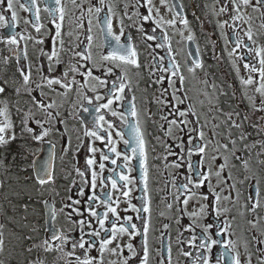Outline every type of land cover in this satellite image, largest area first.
Wrapping results in <instances>:
<instances>
[{
  "label": "flooded vegetation",
  "instance_id": "obj_1",
  "mask_svg": "<svg viewBox=\"0 0 264 264\" xmlns=\"http://www.w3.org/2000/svg\"><path fill=\"white\" fill-rule=\"evenodd\" d=\"M154 7L153 19L158 20L161 17L164 22L175 18V25L163 24L164 30L171 42L173 55L177 62L180 64L181 73L185 77L184 92L187 93L189 99L185 101V104L179 105L180 108L185 109L191 107L196 113L198 112V84L206 85L210 87L212 92V103L215 110V114L221 120L216 122L219 125V130L222 135L223 132L228 133V137L218 144H229V149L240 151L239 155H233L230 160L234 162L239 168L238 171L232 174L233 183L238 184V188L233 191V194L237 197V191L239 196L236 204L233 201V205H229L227 208H219L220 216L217 218L215 212L211 215L205 216L202 220L197 222L200 224L213 223L220 228H224L227 225V232L224 235V239L231 241L230 246H234L233 255L239 254L241 264H248L250 259L251 264H264V104L261 103L264 97L260 93L256 92V87L259 84V76L252 74L256 80V83L252 85L241 84V78L247 79L249 73L244 69L243 63L249 62L250 57H246L245 61L237 59V55L241 50H237V54L232 57L228 56V52H231L234 45L232 43L225 44L224 37L227 36L231 40L233 36V28L231 25L234 23L238 25L236 29L239 31L241 37H243L246 44L251 45L253 48H264V8L259 11L254 10V7H245L240 4V14L243 19L239 21H233L232 16L237 13L233 10L231 4L228 6L227 13H220L219 9L223 0L217 2V0H174L179 5L183 3L184 8L182 15L189 21V25L185 27L180 22V17L175 16L174 11H169L165 6H162L160 0H152ZM172 3L173 0H168ZM256 0H252V5H255ZM19 3H28V0H19ZM62 5L65 8V17L61 26V35L56 36V27L52 22L53 17L49 16L45 11L47 7H55L54 0H36L35 8L31 11H24L19 8L18 3H15V10L18 14L17 27L15 32L19 33L17 36L18 45H8L4 42H0V85L5 87V93L0 94V108L7 107L8 117L12 121L13 128L8 129L5 136L6 139L10 138L15 132L16 139L10 140L9 144L0 146V233H2L3 239V251H0V264H30L32 261L38 259L43 260L44 264H76L75 256H66L65 252L71 251L70 239L68 244L62 246L64 251L56 248L55 245L58 241H53V249L51 251H45L43 241L50 237L49 227H51V218L46 215L47 209H45L42 201L48 200L53 204L57 210V216L55 226L60 229L65 235L79 239L80 230L73 224L69 223L66 218V214L71 212V208H64L66 203H71L68 197L71 196L72 200L79 199L81 204L75 205L83 213L82 216L73 215V220L85 219L87 220V207L85 203L87 195L90 194L88 187L83 185L81 178L74 171V167H79L81 170H86V159L94 155L95 159L99 162L100 151L107 153L108 147L105 143L100 141H93L91 138L84 136L85 125L89 128L92 127L93 114L91 112H84L80 106L83 103L84 107H88L86 101L78 103V97L75 90L68 93L67 96H61L58 92H63L58 85H53L57 89V92L50 91L46 86L43 89L45 95L40 96L39 90L33 91L32 96H36L37 99H43L46 103L55 101L57 108L52 109L53 113L59 111L60 117L66 122L68 135L72 137V150L65 155L62 151V147L66 143L67 137H61L60 132L55 131L59 128L63 132L65 124H59L53 121V131L50 132L47 140H51L55 144V156H54V177L55 183L51 185L39 186L35 182L32 169L29 167L31 160L35 159L38 164L43 163L49 158L50 145L45 142L43 144H37L31 141L30 135L26 132L21 133V120L25 114H30L29 126L39 131L40 129L33 123L34 120L45 121L46 117L42 110H38L31 102V97L25 91L23 86V80L17 71L18 67H24L31 64L33 67V73L29 87L35 88V83L40 82V74L35 69L39 65L43 74L51 77H61L65 70L70 65L77 64L78 67H83L85 62L79 57L72 55L73 51H79L85 47L84 43H81L85 39V30L88 27V12L89 4H93L99 7H104L107 10V5H111L115 12L113 18L114 30L118 33L120 28L121 18L124 21L125 33L131 34L133 37V43L137 47L139 53V60L142 65L140 69H136L132 66L128 67V78L125 81L130 83L131 91L125 89V96H135V104L138 111V119L140 122L141 130L144 133V139L146 142V151L148 156V193L147 197L150 201L151 218L148 231V246H149V264H157L160 259V251L166 249L170 244L172 248V264H191V259L181 254V249L184 251H191L195 254L198 251L197 248H193L187 241L191 238L193 233L186 230L189 225L192 224V217L188 215L193 210L198 211L196 208L198 204V193L203 191L201 188L195 189L197 195L189 199L187 205V211H177V208L183 209V204H177L176 196L177 188L186 183L185 176L187 175L186 168V149L190 146L187 141L191 136L193 142L196 140V132H189L188 129L193 127V124L187 125L184 131H180L173 126L172 134L167 133L168 124L162 119L167 116L168 119L173 117L169 114L171 111V105L163 106L158 104L157 99L171 100V96L168 95L173 89L169 88L167 80L163 83H155L160 72L154 68L149 71V67L153 63L150 53L152 49H149L144 43L142 34L137 31V28L141 26V21L138 17L133 15L134 12L139 11L141 14H147L146 7H134L137 0H105V5H100L98 0H76V7L73 5L72 0H61ZM143 3V0H141ZM127 5V15H125V6ZM6 8V3L0 5V12ZM39 9L40 20L39 23L43 25L40 32L37 33L32 25V21L35 20V10ZM155 9H159V15H156ZM81 11H83V25L84 27H78V22L81 18ZM6 18L10 21V12L5 13ZM103 12L101 16H103ZM132 17V19H129ZM93 19V31L94 37L93 47L91 49L94 59H98L99 54L103 51L106 54V49L101 50L99 44L102 40L100 30L95 25V17ZM29 21V23H25ZM225 21L228 23L224 27H219V24H223ZM56 23H61L58 17ZM145 31H149L155 27L151 22H145L143 24ZM251 27L253 33V40L255 44L247 39L244 35ZM12 29L9 27L0 28V36H9ZM160 29H157V35L159 36ZM194 36L193 41H188L189 35ZM24 37V39H21ZM31 37V38H29ZM209 37L211 39H209ZM37 40H42L43 43H37ZM63 40V46L60 41ZM212 41H215V51L220 57L219 60L213 59ZM162 42V41H160ZM148 43L154 44L149 41ZM197 46L200 49V59L203 61L204 67L198 68L194 72L188 71V66L191 65L193 59L189 53H195ZM27 51V59L24 58V51ZM55 50L59 54L60 63L53 62L52 71L49 72V61L47 54H50L52 50ZM43 50L44 55L41 54ZM159 55L166 56L164 49L155 50ZM243 51H247L244 49ZM55 60V58H54ZM233 61L236 66L239 67V75L233 67ZM256 63V61H252ZM167 65V59L165 60ZM89 67L91 64L89 62ZM94 74L104 78L101 71H95ZM120 72L117 70V75ZM73 73H69V79H71ZM165 76L168 74L165 73ZM78 81H82L83 77L76 75ZM109 79H114L111 77ZM175 80V77H171ZM207 81V83H205ZM7 82V83H5ZM215 84V89L212 85ZM19 88V94L16 93V89ZM167 89L168 92H164ZM102 94L106 89H98ZM163 93V95H162ZM224 93V94H222ZM91 96L93 93L88 92ZM125 105V109L128 107L127 100L122 102ZM175 102L173 101V104ZM115 106V105H114ZM124 110V109H122ZM103 111V110H102ZM227 113H232V120L236 121L240 125L239 128L230 127L231 121L228 119ZM238 114V115H237ZM199 119L201 116L199 115ZM247 117V119H245ZM106 119H113L110 116H106ZM190 120L193 122L197 119L196 116H190ZM81 120L85 121V124H81ZM129 120L133 121V118L129 116ZM4 122V117L0 116V123ZM203 121L200 120L202 125ZM45 127H49V124L45 123ZM106 127V125H105ZM181 127H184L181 125ZM198 128V125H196ZM117 130H124L127 132L125 125L116 122ZM241 135L245 139L241 140ZM80 140H77V137ZM113 138L119 140L115 136L113 131ZM127 138V136L125 137ZM229 139L235 140L236 144L233 146L229 143ZM81 146L77 150V145ZM216 145V144H213ZM210 148L209 158L215 152ZM89 147H95L98 151L93 154L88 151ZM39 148L40 151L36 155L31 153ZM118 151H125V145L122 141L117 144ZM243 152V153H242ZM171 153V154H170ZM114 155V154H113ZM28 159L25 160L24 157ZM235 157H242L248 161L247 169L244 168L241 160ZM63 158V159H62ZM198 155L195 153L192 156V161L195 163L198 161ZM211 160V159H210ZM216 161L211 160V166L218 167ZM106 169L104 175H109V168H116L119 172L121 170L127 172V169H122L116 165H111L109 161L104 162ZM123 161L118 160V165H122ZM180 164L181 167L177 168L174 165ZM98 171V165L94 166ZM132 171L129 174L134 179L135 183L130 185L131 192L128 197L122 196L119 192H113V198H119V205L117 211L121 217L132 216L133 223L137 224L140 228L141 221L136 219L137 214L132 211L131 205H135L139 208L144 199L143 184L140 181V167L139 157L131 161ZM204 170V168H202ZM228 176V175H227ZM90 170H86L85 180L89 179ZM248 177V179H245ZM226 179V178H223ZM222 179V180H223ZM240 181H244L240 183ZM259 181L261 196L260 206L252 211V203L248 197L252 194V185ZM74 182V183H73ZM99 183V182H98ZM175 183V187L173 184ZM84 187L85 196L81 197L78 194V188ZM191 187V186H190ZM204 194L209 196L211 201L212 195L207 192L209 189L203 185ZM224 188L222 193V200L224 196L229 195V192ZM216 190V189H215ZM104 191H111L109 187ZM225 193V194H224ZM97 194H100L99 187L97 188ZM201 194V193H200ZM185 197L180 196L181 201ZM171 203L173 207L169 209L167 205ZM207 203V201H203ZM220 205V203H219ZM115 207L116 205L113 204ZM96 207V205H93ZM64 208V212L60 213L59 209ZM127 209V211H125ZM104 206L101 205L97 208V211L103 212ZM226 210V211H225ZM142 215H147L143 214ZM109 219H112L111 213H109ZM179 219V223H177ZM48 221V223H46ZM94 227L98 228L99 225L95 223L93 219ZM119 223H126L121 220ZM168 224L167 229L164 225ZM106 227L110 225L106 222ZM216 227L212 229L213 234L216 232ZM87 231V229H86ZM201 228H195V234L199 236ZM103 237V233H101ZM215 238V236H214ZM85 239H88L85 236ZM32 241L34 243V254H30L27 249V242ZM183 241V243H182ZM127 243H132L137 253H141L142 237L141 235H135L129 237L127 234H118L117 239L112 244L107 246L103 254V264H123L125 258H128V264H139V257H133L131 252L125 247ZM198 246L200 241H195ZM117 244L121 247L117 248ZM87 248V245H85ZM116 248V254H113L111 249ZM223 249L220 246H214L212 250L213 262L215 257ZM84 250L77 249L76 256H81L83 259ZM87 255L95 257L97 262L101 259L99 252V242L94 248H92ZM223 264H229L227 256L225 257Z\"/></svg>",
  "mask_w": 264,
  "mask_h": 264
},
{
  "label": "snow or ice",
  "instance_id": "obj_2",
  "mask_svg": "<svg viewBox=\"0 0 264 264\" xmlns=\"http://www.w3.org/2000/svg\"><path fill=\"white\" fill-rule=\"evenodd\" d=\"M55 7H47L45 9L48 12L49 16L53 17L52 22L56 27V36L59 37L61 35V26L65 17V8L61 3V0H54ZM100 5H105V0H98ZM220 2V0H217ZM6 3V8L2 12H0V28L9 27L12 29V32L9 36H0V42H4L8 45H18L17 36L19 33L15 32V28L17 27L18 14L15 10L14 0H0V5H4ZM15 3H18L19 8L24 11H31L32 8H35L36 0H28V3H19V0H15ZM72 3L76 7H81V5L76 4V0H72ZM162 6H165L169 11H174L176 17H180V22L187 27L189 25V21L186 17L182 15V10L184 8L183 3L177 5L174 0L172 3H169L168 0H160ZM243 4L245 7L252 6L254 10L259 11L261 8H264V0H256L255 5H252V0H223L221 7L219 9L220 13H227L229 4L232 5L233 10L237 13L232 16L231 19L235 21H239L243 19V16L240 14V4ZM146 7L147 14H141L139 11L133 13L136 17H138L141 21V26L137 28V31L142 34L144 38V43L149 49H152L150 53L151 59L153 63L151 65H146L149 67V71L154 68L156 71L160 72L161 75L157 77L155 83H163L167 80L169 88L173 90L168 93L171 96V100H161L157 99V103L163 106L171 105L170 115L173 117L172 119H168L167 116L162 117L167 124L168 129L167 133L169 135L172 134L173 126L178 128L180 131H184L187 125L193 124V127L188 129L189 132H196V142H193V138L190 136L187 143L190 145L186 149V168L187 175L185 176L186 183H182L177 188L178 195L176 196L177 204H183L184 208H177V211H187V205L189 203V199L196 196L197 192L195 189L201 188L205 183L209 188V193L212 195V200H209V196L206 194H200V200L207 201V203H201L199 211L193 210L191 213H188L193 219L192 224L187 227L186 230H189L193 233L191 238L187 241V244L192 246L193 248L198 247V251L193 254L191 251H184L181 249V254L185 257H189L191 259V264H223L225 257L227 256L229 264H241V260L239 254L233 255L234 246L231 245V241L225 240L224 235L227 232V225L224 228H220L217 225L209 222L206 224H200L197 221L202 220L205 216L211 215L212 212H215L216 217L218 218L221 214L219 209V203L222 199L221 193L224 189H221L220 192H216L211 184L210 176H211V167L209 166L208 171H204L202 169V165L204 164V158L207 156V150L210 145H213V141L211 139L205 138V132L203 130L204 125H200V119L197 113L192 110L191 107H187L182 109L179 105L185 104V101L189 99L186 92H184V81L185 77L181 73L180 64L177 62L175 56L173 55V50L171 47L170 39L167 35V32L164 30L163 24L167 23L169 25H175V18L169 20L167 22L163 21L161 17L158 20L153 19V10L154 5L152 0H137L136 5L134 7ZM125 15H127V5L125 6ZM10 12L11 17L10 21L6 18V14ZM88 12V27L85 30V39L81 43L85 44V47L79 51H73L72 55L74 57H79L81 60L85 62L84 66L78 67L77 64H72L70 67L64 71L61 77H51L43 74L42 68L37 65L35 71L40 74V82L35 83V88L29 87L30 83H34L31 81L33 67L31 64H28L24 67H18L17 71L23 80V86L25 87V91L31 97L32 104L38 109L42 110L45 114L46 120H34L33 123L40 129L36 131L35 128L29 126L30 114H25L24 118L21 120V133L23 135L24 132L30 135L31 141L36 142L37 144H43L47 142L51 147L49 149V158L41 164H38L35 159L31 160L29 163V167L32 169L35 182L43 187L45 185H51L55 183V167H54V156H55V144L51 142V140H47L46 138L49 136L50 132L53 131L54 125L53 121H56L59 124H65V128L63 132L60 131L59 128H56L55 131L60 132L61 137H67L65 145L62 147V151L67 155L72 150V137L68 135V130L66 126V122L63 119H58L60 117L59 111L53 113L52 109L57 108L55 101L45 102L43 99H37L36 96H32V92L39 90V94L41 97L45 95L43 89L45 86L53 92H57V89L53 87V85H58L60 89H63V92H58L61 96H67L69 92L73 90L75 86V90L78 97V103L81 101H86L88 107H84L83 103H80V106L84 112H91L93 114L92 127L89 128L85 125L84 127V136L91 138L93 141H100L101 143H105V146L108 147V152L105 153L102 150L100 151L99 162L95 159L94 155L86 159V170H90L89 179L85 180L86 170H81L79 167H74V171L81 178L83 185L88 187L90 194L87 195L85 203L88 205L87 214L88 219H79L73 220V215L82 216L83 213L80 212V209L75 207V205L81 204L79 199L72 200V197L69 196L68 200L71 203H66L64 208H71L72 211L66 214V218L69 223L73 224L80 230L79 239L71 238L65 235L60 229H57L55 226L57 210L53 204H51L48 200H43L42 203L47 209L46 215L51 218V227L50 237L46 238L43 241L44 250L51 251L54 247L53 241H58L59 243L55 245L56 248H59L61 251H64L62 246L68 244L69 240H72L71 243V251L65 252L66 256H75L76 264H103V254L107 249V246L112 244L113 241L117 239L118 234H127L130 238L135 235H141L142 244H141V253H137L134 249L132 243H127L125 247L131 252L133 257H139V264H149V246H148V231L149 224L151 218V209H150V201L148 200V156L146 151V142L144 139V133L141 130L140 122L138 119V111L136 108L135 100L136 97L133 95L130 98L125 96V89L127 88L131 91L130 83H126L125 81L128 78V67L132 66L136 69H140L142 67L139 60V53L137 51L136 45L133 43L132 35L125 33L124 21L121 18L120 20V28L117 33L114 30V21L113 18L115 16V12L111 5H107V10L105 11L104 7H99L93 4H89L87 9ZM104 13L101 16V13ZM156 15H159V9H155ZM83 11H81V18L78 22V27L83 28ZM95 17V25L99 28L100 34L102 36V40L99 44V48L101 50L106 49V54L101 51L98 59H94L93 53L91 51L93 47L94 37L92 35L93 31V19ZM58 17L61 23H56V18ZM132 19V17H129ZM39 9L35 10V20L32 21V25L35 28L36 32L39 33L42 24L39 23ZM145 22H151L155 25L150 32L145 31L143 24ZM25 23H29V21H25ZM228 22L225 21L223 24H219V27H224ZM233 28V36L231 40L227 36L224 37L225 44L232 43L234 47L231 52H228V56L232 57L237 54V50H241L240 54L237 55V59L240 61H245L246 57H250L249 62L243 63L244 69L249 73L247 79L241 78V84L243 85H252L256 83V80L252 74H257L259 76V84L256 87V92L260 93L262 97H264V48H253L251 45L246 44L243 37H241L239 31L236 29L238 25L235 23L231 25ZM160 29L159 36L157 35V29ZM247 36V39L255 44V40H253V33L251 27H249L248 31L244 33ZM31 38V37H29ZM24 39V37H21ZM209 39H211L209 37ZM188 41H193L194 36L189 35L187 37ZM149 41L154 42L148 43ZM162 41V42H160ZM37 43H43L42 40H37ZM64 41L61 40L60 44L63 46ZM213 49L212 56L213 59L219 60L220 57L216 54L215 51V41H212ZM156 49H164L166 56L159 55L155 50ZM246 49L247 51H243ZM41 54L44 55L43 50H41ZM190 56L194 58L191 61V65L188 66L189 72H194L196 69H202L204 67L203 61L200 57V49L197 46L195 53H189ZM24 58L27 59V51H24ZM47 58L49 61V72L52 71L53 62L56 64L60 63L59 54L53 49L50 54H47ZM55 58V60H54ZM167 59V65H165V60ZM252 61H256L253 63ZM91 64V67L88 64ZM233 67L235 68L237 75H239V67L236 66L233 61ZM95 71H101L104 78L101 76H97L94 74ZM117 70H119L120 74L117 75ZM69 73H73L71 79H69ZM168 75L165 76L164 74ZM80 75L83 77L82 81H78L76 79V75ZM114 77V79H109ZM171 77H175L173 80ZM7 83V82H5ZM207 83V81H205ZM212 87L215 89L216 85L213 84ZM98 89H106L102 94L98 91ZM20 89H16V93L19 94ZM88 92L93 93V95L89 96ZM164 92H168L167 89H164ZM5 93V87L0 85V94ZM224 94V93H222ZM163 95V93H162ZM127 100L128 107L125 109V105L122 103ZM173 101L175 102L173 104ZM264 104V100L261 101ZM115 105V106H114ZM124 109V110H122ZM103 110V111H102ZM264 110V108L259 109ZM228 119L231 121L230 127L239 128L240 125L236 123V121L232 120V113H227ZM238 115V114H237ZM0 116L4 117V122L0 123V146H5L9 144L10 140H15L16 134L13 132L10 138L6 139V132L8 129L13 128L12 121L8 117V109L7 107L0 109ZM106 116H110L113 119H106ZM129 116H131L134 120L130 121ZM190 116H196L197 119L193 122L189 119ZM247 119V117H245ZM123 124L127 128V132L124 130H117L116 122ZM81 124H85L84 120L80 121ZM45 123L49 124V127H45ZM106 125V127H105ZM183 125L184 127H181ZM199 125V128L196 127ZM113 131H115V136L119 138V140H115L113 138ZM215 135V132H213ZM127 136V138H125ZM241 140L245 139L243 135H241ZM77 140H80V137H77ZM122 141L125 145V151L121 152L117 149V144ZM229 143L235 146L236 141L229 139ZM81 145H77V150ZM223 149L224 152H232L229 149V144H217L213 145L212 150L216 153H219ZM40 151L39 148H36L32 155H36ZM88 151L90 153L95 154L98 149L95 147H89ZM199 155L200 159L193 163L192 156L193 154ZM114 154V155H113ZM171 154V153H170ZM234 155V152H232ZM139 157V167H140V181L143 184V193L144 199L142 205L137 208L135 205H131L132 211H134L137 216L136 219L141 221L140 228L137 227L136 223H133L132 216L121 217L117 211V207L120 203L119 198H113V192H119L122 196L128 197L131 192L130 185L135 183L134 179L130 177V173L133 170L131 167V161L135 158ZM218 158L217 155H212L210 157L211 160L215 161ZM238 160H241L244 168L247 169L248 161L243 159L242 157H235ZM25 160L28 159L27 156L24 157ZM63 159V158H62ZM123 161L122 165H118V160ZM224 163L219 165V170L215 172V176L218 179V184L223 182L227 183L228 180H232V175L229 173L226 179H221V173L228 166V157L224 156ZM105 161H109L111 165H116L122 169H127V172L121 170L117 171L116 168H109V175L105 176L104 172L106 169ZM264 163V162H262ZM98 165V171L94 166ZM175 167L179 168L182 165L175 164ZM248 179V177H245ZM99 182V183H98ZM244 181H240L243 183ZM74 183V182H73ZM110 184L111 191H104V189L108 188ZM175 187V183L173 184ZM191 186V187H190ZM232 190H236L235 183L228 185ZM0 187H3L0 184ZM100 189V194H97V188ZM253 192L249 195L248 200L254 201L252 203V211H255L257 207L260 206V196L261 189L259 185V181L256 184L251 186ZM78 194L83 197L85 196L84 187L78 188ZM183 195L185 198L181 201L180 196ZM239 196V192L237 191V197ZM223 199L230 200L231 193L229 195L224 196ZM113 204L116 206L114 207ZM96 205V207H93ZM103 205L105 210L103 212L97 211L99 206ZM169 209L173 207L171 203L167 205ZM64 208L59 209L60 213L64 212ZM127 211V209H125ZM226 211V210H225ZM109 213H111L112 219H109ZM147 214V215H142ZM93 219L95 223L99 225L98 228L94 227ZM121 220H124L126 223H119ZM106 222L110 227H106ZM179 223V219L176 221ZM48 223V221H46ZM3 226L0 225V228ZM169 227L168 224L164 225V228L167 229ZM201 228V233L199 236L195 234V228ZM216 227V232L213 234L212 229ZM87 229V231H86ZM103 233V237L101 236ZM85 236L88 239H85ZM215 236V238H214ZM0 237H2V233H0ZM199 239L200 243L197 246L195 241ZM97 241L99 242V252L101 254V259L97 262L95 257H90L87 253L96 246ZM183 243V241H182ZM264 243V241H262ZM87 245V248L85 247ZM214 246H220L223 251H220L219 254L215 257V261L213 262L212 250ZM33 247H36L35 245ZM121 246L117 244V248ZM82 249L84 250L83 259L81 256H76V250ZM116 248L111 249L113 254H116ZM0 251H3V239L0 238ZM28 251L31 252L32 248H28ZM30 264H44L43 260H36L30 262ZM71 264V262H69ZM123 264H128V258H125ZM157 264H172V248L169 244L166 249L160 251V259ZM248 264H251L249 259Z\"/></svg>",
  "mask_w": 264,
  "mask_h": 264
},
{
  "label": "rangeland",
  "instance_id": "obj_3",
  "mask_svg": "<svg viewBox=\"0 0 264 264\" xmlns=\"http://www.w3.org/2000/svg\"><path fill=\"white\" fill-rule=\"evenodd\" d=\"M2 109V108H0ZM201 116L200 120L203 121L202 125H204V132H205V138L207 139H211L213 141V144H218V142H221V140H223V138H227L228 137V133L223 132L222 135L220 133L219 130V125L216 122H219L221 120V118H218V115L215 114V110L213 107V103H212V92L210 91V87L206 86L204 84L199 85L198 84V112L197 115ZM201 125V124H200ZM199 128V125H198ZM213 132H215V135H213ZM212 147V145L209 146V149L207 150V156L204 158V164L202 165V168H204V171H208L209 166L211 167V176H210V181L212 184L213 189L216 192H220L221 189L226 188V184L227 186L233 183V180H228L227 183H219L218 184V179L215 176V172L219 170V165L224 163V156L228 157V166L224 169V171L221 173V179L223 178H227L229 175V173H231V175L233 173H235L236 171L239 170V168L237 167V165L233 164L232 166H229L230 164L234 163L231 162L230 158L233 156L232 152H234V155H239L240 151L238 150H232V152H224L223 149H221V151L219 153H214L213 155H217L218 158L215 160L217 163L218 167H213L211 166V160L209 158V153H210V148ZM243 153V152H242ZM212 156V155H211ZM198 158L200 159V156L198 155ZM236 185V189L238 188V184ZM207 186V183H206ZM204 187H201V190L203 191L204 194ZM208 188V186H207ZM209 189V188H208ZM229 193H231V199L230 200H226V199H221L220 201V205L219 208H227L229 205H233V201L236 204L239 203V200H237V197L235 196V194H233V191L231 188H229V186L226 189ZM209 192L208 190H206V193ZM202 193V192H200ZM200 193H198V204L196 206V208L199 211L200 208V204L203 203L202 200H200ZM223 193V192H222ZM221 193V195H222ZM225 194V193H224ZM203 221V220H202ZM34 243L32 241L27 242V249L28 248H32V251L30 252V254H34V250L35 247Z\"/></svg>",
  "mask_w": 264,
  "mask_h": 264
}]
</instances>
